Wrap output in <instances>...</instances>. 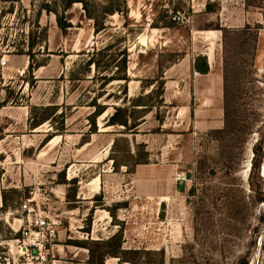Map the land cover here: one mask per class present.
I'll return each instance as SVG.
<instances>
[{"label": "rangeland", "instance_id": "1", "mask_svg": "<svg viewBox=\"0 0 264 264\" xmlns=\"http://www.w3.org/2000/svg\"><path fill=\"white\" fill-rule=\"evenodd\" d=\"M64 1L0 0V264H264V0Z\"/></svg>", "mask_w": 264, "mask_h": 264}, {"label": "trees", "instance_id": "2", "mask_svg": "<svg viewBox=\"0 0 264 264\" xmlns=\"http://www.w3.org/2000/svg\"><path fill=\"white\" fill-rule=\"evenodd\" d=\"M75 3H81L83 5V8L86 12V15L95 20V26H96V30L97 31H102L105 29V25L104 24H99L98 22V18L92 13L91 9H90V4L87 0H65L64 1V6H63V12H60L58 10H54L55 14H56V20H57V25L58 27L64 32L67 31L68 28L72 27L71 22L68 21L67 19V15L66 12L72 8V6ZM126 2H125V8H121L120 7H115L112 8L110 10L105 11V14H114L115 12H120V13H127V8H126ZM49 10V8H47ZM114 48V44H109L107 46H105L104 48L99 50V54L103 55L104 57H107V63H115L117 62L114 53L109 54L108 52L111 51ZM119 55H122V58L120 59V61L118 62L119 64V68L117 71L112 72L109 76L106 75L104 76L103 79H105L108 83L113 82L115 80H123L125 82V87L123 89V92L125 94V100L130 97L129 96V90H128V84L130 82V78L128 76L127 73V68H128V62H129V54L127 49H124L122 51H119L118 53ZM31 59H32V55L29 54ZM95 54H93V56L89 59L88 61V69H90V66L92 64L96 65L97 67L100 66V62H98L95 58H94ZM33 62L30 63V66H32ZM225 64L228 65V58H225ZM106 66V65H105ZM195 71H197L200 74H208L210 72V63L208 61V58L206 55L204 54H198L195 58H194V65H193ZM118 71H121L123 74L121 76L116 75L118 73ZM76 79V78H75ZM79 79V78H78ZM226 80V85L225 88H227V83L228 80L225 77ZM156 81L161 83L160 87L154 88L153 90H151V92H149L148 94H146V96H151L154 95L155 93H158L161 97V101L160 102H164L163 98H164V92H165V81H164V76L160 75V78L157 79ZM145 94L143 95H139L137 96L135 99H133V104H132V108L130 107H122V106H116L115 107V111L114 113L108 118L107 121V125L109 126H116V125H121L124 126L127 129H134L136 127H138L139 125H141L144 121V118L146 117V115L153 111L154 106L150 105V104H145L142 103V101L144 100ZM225 98H226V105H225V114L227 116V121H228V116H229V110H228V101H229V94L228 91L225 92ZM95 105V104H93ZM57 106H46L43 107L42 110L45 112H48L47 115L43 116L41 119H34L32 121V125L34 127H37L41 124H43L44 122H46L49 119H53L54 114H56L57 110H56ZM56 110V111H55ZM101 113H103V111H99V110H95L92 114V116H98ZM63 114V112L61 113ZM93 117V118H94ZM64 123V122H63ZM94 124L97 130V124H96V119L94 118Z\"/></svg>", "mask_w": 264, "mask_h": 264}, {"label": "crops", "instance_id": "3", "mask_svg": "<svg viewBox=\"0 0 264 264\" xmlns=\"http://www.w3.org/2000/svg\"><path fill=\"white\" fill-rule=\"evenodd\" d=\"M209 74V73H208ZM208 74H203V75H208Z\"/></svg>", "mask_w": 264, "mask_h": 264}]
</instances>
